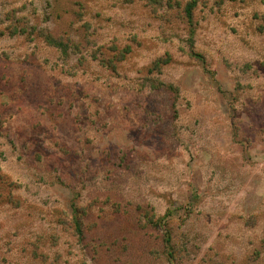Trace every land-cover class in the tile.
<instances>
[{"label": "rangeland", "instance_id": "1", "mask_svg": "<svg viewBox=\"0 0 264 264\" xmlns=\"http://www.w3.org/2000/svg\"><path fill=\"white\" fill-rule=\"evenodd\" d=\"M0 182V264H264V0H0Z\"/></svg>", "mask_w": 264, "mask_h": 264}, {"label": "trees", "instance_id": "2", "mask_svg": "<svg viewBox=\"0 0 264 264\" xmlns=\"http://www.w3.org/2000/svg\"><path fill=\"white\" fill-rule=\"evenodd\" d=\"M194 5V4H193ZM193 5L192 3L190 4H187L185 9H184V15L186 16V18L188 20H190V18L192 17V8H193ZM2 186V183L0 182V188ZM9 194H8V199H9ZM72 206V204H70ZM76 208V207H75ZM77 209V208H76ZM73 209V213H76V212H79L78 209ZM78 214V213H77ZM163 218H168V215L165 214V216H163L162 218H160L156 223H153L155 226H158V223L160 220H163ZM73 223L76 225V226H79V222H78V219H76L74 217L73 219ZM163 231H164V234H165V240H164V243H165V246L167 248H169L171 246V236H170V232L167 230L166 226H162L161 228ZM169 256H172V252L169 253Z\"/></svg>", "mask_w": 264, "mask_h": 264}]
</instances>
